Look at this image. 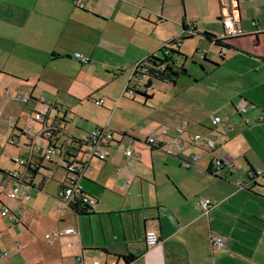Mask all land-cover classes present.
I'll use <instances>...</instances> for the list:
<instances>
[{
	"label": "crops",
	"instance_id": "obj_1",
	"mask_svg": "<svg viewBox=\"0 0 264 264\" xmlns=\"http://www.w3.org/2000/svg\"><path fill=\"white\" fill-rule=\"evenodd\" d=\"M191 1L0 0V90L12 94L6 99L0 93V120L22 130L33 128L32 134L15 137L19 145L13 146L27 148L37 137L41 128L35 131L32 123L41 127L34 115L42 100L68 101L66 136L61 137L58 155L51 162L41 161L43 170L34 176L28 170L33 183L2 176L0 255L9 254L0 264H264V176L248 185L251 171L264 172V0H231L237 24L247 35L225 43L223 58L222 44L204 35H225L221 0L203 16L190 14ZM185 23L189 34H203L210 46H217L200 55L203 60L197 64L205 70L192 74L189 69L187 77L175 82L154 81V96L146 104L138 93L124 95L131 81V87L143 92L148 77L144 71L135 74V68L166 42L188 34ZM76 52L91 61L82 63ZM204 57L218 66L204 62ZM20 95L27 102L20 101ZM102 97L104 106L82 114L88 107L85 100ZM13 100L31 101L32 118L23 121L24 111ZM242 103L249 123L238 112ZM71 114L76 115V129L83 131L80 118L86 134L100 127L114 136L106 147L107 160L91 161L93 173L82 181L84 192L97 199L93 209L84 212L66 209L58 198L67 178L63 159L77 151L75 143L86 135H73ZM211 116H220L222 122L213 125ZM184 125L185 132L177 135ZM196 134L214 140L216 148L192 143ZM152 135L163 142L162 148L147 144ZM182 144L187 147L181 149ZM128 149L140 159L126 156ZM27 153L11 157L14 167L5 170L19 172L21 178L27 168L13 159L27 158L28 148ZM192 155L198 157L195 163ZM216 159L228 162L219 172H214ZM59 166L64 173L49 194L43 190L42 172ZM6 186L10 190L5 197ZM15 186L21 191L10 198ZM205 199L212 201L207 212L202 208ZM5 208L7 216L1 214ZM68 227L77 233L46 238ZM149 228L160 235L154 247L146 243ZM40 229L46 231L42 239L35 236ZM215 235L225 237L226 246L212 245ZM128 256L133 260L127 262Z\"/></svg>",
	"mask_w": 264,
	"mask_h": 264
},
{
	"label": "built area",
	"instance_id": "obj_2",
	"mask_svg": "<svg viewBox=\"0 0 264 264\" xmlns=\"http://www.w3.org/2000/svg\"><path fill=\"white\" fill-rule=\"evenodd\" d=\"M81 5V4H80ZM82 6V5H81ZM221 12L222 20L224 23L225 36H238L243 35L245 32L237 24V19L232 10L231 0H221ZM226 46L222 44L221 46V55H224L226 52ZM75 57H77L82 63H88L91 61V57L84 55L82 53L76 52ZM136 93L135 87H127L124 90V95L134 96ZM18 99L22 102H27L25 95H20ZM96 105L104 106L106 100L105 98H97L94 100ZM53 112H56L53 115ZM238 112L244 116L246 123L251 121V118L246 114L247 108L245 104L238 105ZM67 110L63 104L58 102H50L48 100H42V108L37 110L34 115V119L41 124V129L37 133V137L30 139L31 143L27 145V148L30 152L29 156L22 157L16 156L13 161L19 163L27 168V171L22 175L19 172L13 173L17 179L24 181L26 183H33V178L29 175L28 170L32 176L38 174L43 170V165L41 161L51 162L55 156L58 155L59 150L62 148L60 143L61 137L66 136V131L63 123L66 121ZM261 121L262 118L257 119ZM211 121L213 125H217L222 122L220 116H211ZM13 128H16L15 124H12ZM188 125H184L176 130L177 135H182L187 129ZM25 133L33 131L32 127H28L23 130ZM167 131L165 132V134ZM114 141V136L111 132L107 131L105 128L96 127L93 130L89 131L85 137H83L79 142L75 143V148L77 151L73 152L70 157L64 158L63 166L67 171L66 182L61 188L58 198L69 210L80 211L85 208V206L94 207L97 204V199L93 196L88 195L83 190L82 181L86 179L89 175L93 173V166L91 161L94 159L100 161H106L108 158V152L106 147ZM147 144L152 148H160L162 141L159 140L155 135L149 136L146 139ZM191 142L199 144L208 150H213L216 148V143L214 140L203 136L201 134H196L191 137ZM11 143L13 145H19V142L15 138H11ZM187 146L185 144L180 145L181 149H185ZM126 156L135 157L140 159L139 155H135L132 149L125 151ZM192 162L195 163L198 160L196 155H192ZM188 166L191 165V162H186ZM228 162L224 159H216L214 162V172H219L222 170ZM32 170V171H31ZM121 169L116 171V174H119ZM34 173V174H33ZM264 175L262 171H251L249 173V183L250 185L253 180H257V177ZM7 183V180L4 181ZM5 185V184H4ZM32 185V184H31ZM252 185V184H251ZM245 184H240V187H246ZM21 191L19 186L13 188V192L9 194L10 198H16V195ZM25 197L29 199L31 197L30 192L26 193ZM212 207V201L210 199H205L202 201V208L207 212ZM1 214L3 216L9 215V209L5 208L2 210ZM13 220H17L18 216L13 215ZM77 230L68 227L64 229H59L53 233L46 235V238L52 240L54 236L63 237L72 234H76ZM160 235L155 228H149L146 231V243L150 247L156 246L160 243ZM210 243L218 247L226 246V238L220 235H215L210 238ZM72 243H69L71 245ZM9 252H4L0 255V259L8 255ZM82 260V256L78 257V261ZM93 264H118L116 260H113L109 263H103L101 261H94Z\"/></svg>",
	"mask_w": 264,
	"mask_h": 264
},
{
	"label": "rangeland",
	"instance_id": "obj_3",
	"mask_svg": "<svg viewBox=\"0 0 264 264\" xmlns=\"http://www.w3.org/2000/svg\"><path fill=\"white\" fill-rule=\"evenodd\" d=\"M218 0H192L189 3V12L191 15L193 16H203V15H207L209 12V9H212L213 5L216 4ZM214 23L218 24L217 20L213 19L212 20ZM200 36V37H199ZM203 39V41L201 42L202 46L199 45V40ZM201 41V40H200ZM183 56H179L178 54L175 55L176 60L179 62V65L185 66V68H187L188 70L190 69V72L192 74H199L201 66L200 63L203 60V57L200 55H203L204 51H207V49L209 47H212V49H217V46H210L208 40L205 38V36L203 34H194L193 37H189L187 39H184L183 41ZM201 46V47H199ZM200 48V49H198ZM78 63V62H77ZM79 64V63H78ZM181 77H187L182 75ZM156 82V81H155ZM6 92V94H5ZM0 93L6 98L9 99L10 95H12L11 93H9L8 91H4L3 89L0 90ZM72 99V98H70ZM48 100L50 102H55L53 100L50 99H45ZM14 104L19 105V110L20 111H24V113L22 114V120L23 121H27L30 118H32V116L34 115V110H33V103L30 101L28 104L22 103V102H18L13 100L12 101ZM61 103V102H60ZM63 106H65V108L68 105V101H66V103H62ZM83 104H86L88 107L87 109L84 111L85 113H82L83 115L87 116L86 113L92 111L93 109H95V107H100V106H96L95 103L91 100L88 102V100H85L83 102ZM11 105V104H10ZM95 106V107H94ZM14 118H13V122L17 121L16 115L13 113H10ZM76 117L75 114H71V126L73 127L72 129V133L74 136H76L77 138H82L84 136L85 133V122H83V120L79 119V128H82L83 131L76 129L75 123L74 121H72V119ZM35 131H37L40 128L39 124H35L32 123ZM29 126V125H28ZM33 132H29V134H32ZM12 135V122L10 123L9 121H3L0 120V165L2 170H5V168L12 170L11 168L14 167L13 163L11 162V157H13L14 155H22V156H27V148L24 146V144H22V147L20 148H16V146H13L11 143V136ZM118 139H122L121 136H118ZM124 139H125V135H124ZM147 149H150L149 147H147ZM46 167H50V164L47 163ZM62 166L57 167V171H53V170H45L42 172V176H44L46 179V183H45V187L43 190H45L47 193L49 194H53L56 187L58 186V179L56 178H60V174L64 173V171L62 170ZM5 176L6 174L0 173V189H1V182H2V176ZM42 176H40L38 178V181L40 182L42 180ZM22 187H24V185H22ZM38 187V186H37ZM4 190V194H2V196L6 197V194L8 192V190H10L9 186H6ZM38 190V189H37ZM33 191V190H32ZM39 192V191H38ZM37 192V193H38ZM32 193V192H31ZM33 196V194H32ZM51 202V200H50ZM35 221L38 220V216L33 215L32 216ZM45 230L43 229V231L40 229L39 230V234L35 233V236L38 239H42V237L45 234Z\"/></svg>",
	"mask_w": 264,
	"mask_h": 264
},
{
	"label": "trees",
	"instance_id": "obj_4",
	"mask_svg": "<svg viewBox=\"0 0 264 264\" xmlns=\"http://www.w3.org/2000/svg\"><path fill=\"white\" fill-rule=\"evenodd\" d=\"M190 28L196 29L195 26L189 25ZM188 27V28H189ZM184 32L188 33L186 23L184 24ZM189 34V33H188ZM185 34L179 39L174 38L168 42H166L158 51L153 52L151 54H148L140 63L139 65L135 68V74L137 72H145L144 74L148 77L147 83L143 86V92L139 91L138 87H135L136 93H138L140 96L138 99L141 97L143 104H146L149 100H151L154 96V81L157 82H175L177 78L180 76H188L189 71L185 66H180L179 62L176 60L175 55H179L180 57L183 56V52L180 51V45L183 43L184 39H187L189 37H192L193 34ZM204 35L208 38H213L216 44L221 45L223 44L224 46L225 43H227L230 40H233L237 37L247 35V33L243 35H238V36H223V37H217L213 34L210 33H204ZM227 47V46H226ZM221 58H223V55H221ZM204 62H209L213 66H218L217 63L207 59V57H204ZM201 68L205 70V66L201 65ZM133 75V78H135L136 75ZM133 82V81H131ZM131 82L128 84L127 87H130ZM135 97V96H134ZM15 135L12 138L18 137L20 134H25V132L22 129L19 128H13ZM19 132V133H18ZM18 133V134H17ZM13 145V144H12ZM162 148V147H160ZM32 171V170H31ZM0 173L7 174L12 178L17 179L15 176H13L12 172H8L6 170L0 169ZM34 174V173H33ZM264 176V175H262ZM24 182V181H23ZM251 184H256V180H253ZM250 184V185H251ZM87 209H93V207L85 206ZM77 211H80L77 209ZM82 212L83 209L81 210ZM133 256H128L125 257L127 262H130L133 260Z\"/></svg>",
	"mask_w": 264,
	"mask_h": 264
},
{
	"label": "water",
	"instance_id": "obj_5",
	"mask_svg": "<svg viewBox=\"0 0 264 264\" xmlns=\"http://www.w3.org/2000/svg\"><path fill=\"white\" fill-rule=\"evenodd\" d=\"M65 56L68 57V58H72V55H70V54H67Z\"/></svg>",
	"mask_w": 264,
	"mask_h": 264
}]
</instances>
